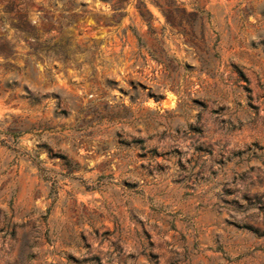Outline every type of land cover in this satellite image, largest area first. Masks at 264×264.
Instances as JSON below:
<instances>
[{"label": "rangeland", "instance_id": "rangeland-1", "mask_svg": "<svg viewBox=\"0 0 264 264\" xmlns=\"http://www.w3.org/2000/svg\"><path fill=\"white\" fill-rule=\"evenodd\" d=\"M0 264H264V0H0Z\"/></svg>", "mask_w": 264, "mask_h": 264}, {"label": "bare ground", "instance_id": "bare-ground-1", "mask_svg": "<svg viewBox=\"0 0 264 264\" xmlns=\"http://www.w3.org/2000/svg\"><path fill=\"white\" fill-rule=\"evenodd\" d=\"M172 99V98H171ZM171 99H170V101H171ZM172 103V102H171Z\"/></svg>", "mask_w": 264, "mask_h": 264}]
</instances>
